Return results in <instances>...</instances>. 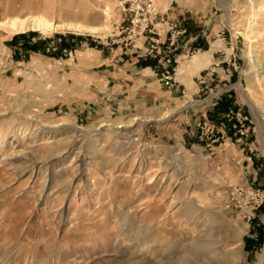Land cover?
<instances>
[{"label":"rangeland","instance_id":"obj_1","mask_svg":"<svg viewBox=\"0 0 264 264\" xmlns=\"http://www.w3.org/2000/svg\"><path fill=\"white\" fill-rule=\"evenodd\" d=\"M124 53L165 103H92ZM0 264H264V0H0Z\"/></svg>","mask_w":264,"mask_h":264},{"label":"crops","instance_id":"obj_2","mask_svg":"<svg viewBox=\"0 0 264 264\" xmlns=\"http://www.w3.org/2000/svg\"><path fill=\"white\" fill-rule=\"evenodd\" d=\"M187 18V19H186ZM189 17L177 18L180 21H185L187 25L192 23ZM200 24L199 21H197ZM202 25H197V31L189 33L185 37L186 44L181 46L176 53V79L180 82H187L192 86H197L200 82L196 78L199 75L197 72L210 69L213 70V75L207 76L205 81L211 84L217 80V56L216 51L210 47L207 38L211 34L203 32ZM201 29V30H200ZM212 38V37H211ZM205 40L208 44L207 49L196 48L198 42ZM204 43V42H203ZM195 44V46H194ZM192 47V48H191ZM193 49H198L192 54ZM119 55H121L119 53ZM106 58H103L104 62ZM108 61V62H107ZM106 68L104 67L101 77L97 75L96 80L102 83H107V88L102 90V97L94 96L93 104L106 105L109 110L117 109L120 113L142 111L143 107L153 106L165 103L172 92H167L158 82L156 76V60L138 58L135 53H124L121 57L113 59V64L107 60ZM159 65V63H157ZM160 67V66H159ZM209 75V74H208ZM212 76V77H211ZM95 77V76H94ZM93 77V79H94ZM105 81V82H104ZM87 102H91L86 100ZM139 113V112H138ZM145 119V118H144ZM165 119V118H164ZM149 120L150 119H146ZM148 122V121H145Z\"/></svg>","mask_w":264,"mask_h":264},{"label":"bare ground","instance_id":"obj_3","mask_svg":"<svg viewBox=\"0 0 264 264\" xmlns=\"http://www.w3.org/2000/svg\"><path fill=\"white\" fill-rule=\"evenodd\" d=\"M31 21H32V24H34L38 28H41L43 25H45L44 21H42V20H31ZM46 26H48V25H46ZM9 27L13 31H24L28 28V24L25 20H14L11 23H9ZM54 27H59V25H55Z\"/></svg>","mask_w":264,"mask_h":264}]
</instances>
